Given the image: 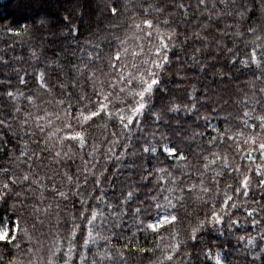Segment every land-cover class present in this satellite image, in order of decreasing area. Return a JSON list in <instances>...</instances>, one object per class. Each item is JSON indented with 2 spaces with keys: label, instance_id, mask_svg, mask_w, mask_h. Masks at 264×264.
Instances as JSON below:
<instances>
[{
  "label": "trees",
  "instance_id": "trees-1",
  "mask_svg": "<svg viewBox=\"0 0 264 264\" xmlns=\"http://www.w3.org/2000/svg\"><path fill=\"white\" fill-rule=\"evenodd\" d=\"M226 2L227 11H232L231 0ZM181 3L190 5L187 11L179 8ZM197 3L198 0H0V120L10 126L0 125V168L8 169L9 174L15 176L27 172L20 152L24 150L29 155L41 152L44 145L40 141L46 137L45 159L42 165L34 164L33 168L36 175L53 178L51 181L45 178L48 188L55 184L59 190L67 192L69 182L65 173L75 178L78 169L83 183L84 166L88 164V184L82 189L84 197L87 199L91 192L92 203H96L94 198L102 190L106 195L97 208L108 218L106 224L99 217L95 221L93 235L98 233L99 236L88 246L89 261L96 259L98 264H215L213 257L221 254L222 264H264V223L254 227L248 215L249 211L257 209L254 200L264 206V186L257 187L264 176L256 175L257 165H264V158L259 151L252 150L262 142L257 117L264 116V60L259 58V49L257 61L250 58L257 44L264 46V7L255 0L254 10L241 19L234 12L227 15L217 2L215 11L222 15L218 18L214 11L209 19L203 7L197 11ZM113 5L118 9L116 15L109 12ZM248 7L251 9L253 5L250 3ZM208 8H212V0H208ZM144 20L153 21L152 27L143 24ZM166 20L171 23L166 25ZM202 24L208 25L207 29L201 28ZM249 27H256L255 34L247 31ZM172 29L177 33V47L170 51V63L163 71L162 87L166 91L156 93L155 107L151 110L160 115L159 121L149 114L140 125L124 130L115 116L112 119L104 116L88 122L87 142L83 148L77 141L59 139L66 135L67 105L78 108L81 95L96 101L98 97L94 92L110 93L109 108L113 112L131 104V91L138 90V83L134 81V85L126 87L119 77L128 78L130 73L136 77L144 68L151 67L143 62L155 59L157 30L166 36ZM198 31L207 39L197 42L192 38ZM149 32L151 39L147 36ZM185 36L189 37L187 43ZM257 36L262 38L257 41ZM197 48L201 51L196 53L197 60H192ZM117 51L121 59L116 62L114 71L110 64ZM41 73L45 86L38 79ZM21 77L24 84L20 82ZM113 84L115 87H110ZM121 88L125 91L121 92ZM29 96L33 98L31 101ZM193 104L196 105L194 111L191 110ZM173 106H179V110L169 111ZM38 116L44 119L37 121ZM49 119L50 125L47 124ZM37 123L46 126L45 133L39 132ZM72 123L75 127L74 120ZM57 128L61 131L48 137V133L56 132ZM75 130L81 129L75 127ZM113 132L117 135L113 136ZM220 133L233 139L225 138L223 143L217 140L214 147L209 145L212 137ZM254 134L255 144L250 139ZM116 139L120 143L115 145L114 153L109 152L113 147L110 142ZM145 145L155 146L157 151L145 153L142 150ZM166 145L175 147L177 155L183 152L186 159L177 160L163 153ZM202 150L205 155L219 152L226 156L229 168L225 170L218 161L217 165L204 170L202 157L197 156ZM57 152L59 157L55 156ZM248 152L253 160L247 158ZM106 155L112 159H106ZM93 164L96 167H92ZM238 166L240 171H233ZM105 168L107 172L100 177L101 185L93 192L95 177ZM158 168L172 171L182 183L173 184L166 174L155 171ZM201 171L205 173L203 185L197 178ZM220 173L223 175H218ZM244 175H250L252 181L248 197L225 189L226 184L238 187ZM161 176L164 178L160 179ZM213 176L220 181L219 194L213 186ZM3 179L0 173V180ZM157 181L174 191H165L152 202L153 193L149 190L155 189ZM193 184L191 191H180ZM24 187L27 185L16 187L15 191L27 197L26 206L21 208L13 194L7 203L0 202V217L9 215L14 220L11 212L15 204L16 215L22 217V225L28 228L31 241L25 240L20 251L13 255H5L4 264L13 259L17 264H49L57 242L60 251L52 258L53 264H64L63 253L72 217H77L75 223H83L79 219V205L73 203L76 198L63 201L38 185L32 186V193H24ZM204 187L210 188L211 193H205ZM128 191L136 194L132 200L121 203ZM225 191L239 205L232 210L235 213L232 219L238 218L240 222L231 229L226 222L215 226L208 223L198 228L209 214L212 202L222 203ZM164 195L170 199L183 195L182 206L178 205L175 213L177 221L154 234L146 230L145 225L157 214L155 203H165ZM145 201L147 203H142ZM206 201H209L207 206ZM109 203L121 213L116 221L120 227H112L114 217L107 209ZM49 204L52 207L45 212ZM216 206L219 208L220 204ZM34 207L41 211H34ZM138 207L141 211L136 213ZM37 216L42 224L36 221ZM255 218L264 221V212H256ZM193 228H198L196 240L190 239ZM241 236L245 238L240 240ZM85 238L87 229L78 230L80 245ZM175 245L180 247L174 249ZM186 254H191L190 258ZM169 256L173 257L171 261L166 259Z\"/></svg>",
  "mask_w": 264,
  "mask_h": 264
},
{
  "label": "snow or ice",
  "instance_id": "snow-or-ice-1",
  "mask_svg": "<svg viewBox=\"0 0 264 264\" xmlns=\"http://www.w3.org/2000/svg\"><path fill=\"white\" fill-rule=\"evenodd\" d=\"M217 2L223 6V8L226 10V14L231 16L233 12L236 16L240 17L241 19H244L245 15L255 8V0H231V3L233 4L232 11H227L228 9V3L226 0H212V8H208V0H198L197 3V11L201 7L204 8L205 12L207 13V16L209 19L212 17L213 12L217 9ZM253 5V8H249V4ZM259 3L261 7H264V0H259ZM190 5H185L181 3L179 5V8L187 11ZM159 10V9H158ZM147 11V9H145ZM109 12L112 15H116L118 12V9L115 5L109 8ZM215 15L219 18L222 13L220 11H215ZM166 25L170 24L171 21H164ZM143 24L147 25L149 28L152 27L153 21L151 20H144ZM137 28L140 27V25H136ZM208 25H201V28L207 29ZM74 31H78L77 29H74ZM247 31L251 34H255L257 31L256 27H249ZM147 36L149 39H151L152 33H147ZM157 37H158V45L155 47V59L151 60H145L143 63L145 65L150 64L151 67H146L142 70V74H139L136 77H133L132 74H129L128 78H125L123 76L119 77L120 83L127 86L134 85V81L138 83V90L131 91L132 100L133 102L131 104H127L123 108H116L115 112L111 111L109 108L110 103V93L109 94H103L102 92H94L93 94L98 97L96 101H92L88 96L81 95L79 97V107L76 108L72 104H68L67 108L65 110V126L64 131L66 132V135L59 137L60 140H73L77 141L81 148L84 147V145L87 142V135H86V129L88 122L93 121V118H103L104 116H107V118L112 119L114 116L119 120L120 126L124 130H130L131 126L140 125L142 123L143 117L146 115H151L152 118L156 121L160 120V115H158L155 112H152V108L155 107L154 105V97L157 92H165L166 89L162 87L164 84V80L162 79L163 71L170 63V56L169 53L172 49L176 48L177 45L175 43V40L177 39V33L175 29H172L166 36L164 34H160L159 30H157ZM192 38H194L197 42H200L201 40H206L207 36H202L201 33L195 32L192 34ZM262 37L257 36L256 40L259 41ZM118 39V38H117ZM189 40L188 36H185L184 42L187 43ZM206 47V45H205ZM257 49L260 51V59L264 60V46H261L257 44L252 52H251V60L253 62H256L258 59L257 55ZM201 49L197 48L195 52L192 54L191 59L197 60L196 53H199ZM113 62L110 64V67L115 71L116 70V62L121 59L120 52L117 51L114 58H111ZM87 67V66H85ZM201 70H204L203 66ZM140 69H137V72L140 73ZM38 79L41 82L42 86L44 85V76L43 73L40 74ZM21 84L25 83V80L23 77L20 78ZM63 87V85H61ZM110 87H115V85H110ZM121 92H124L125 89L121 88ZM9 96L12 95L11 92L8 93ZM29 101H31L33 98L31 96L28 97ZM61 104H63V101H60ZM123 103V101L121 102ZM95 108V110H93ZM196 105H192L191 110H195ZM179 106H173L169 109V111H178ZM87 113V114H85ZM49 116L51 114H48ZM245 116H248V113H244ZM200 117H198L199 119ZM37 121L43 120L44 117H37ZM57 119H60L59 116H57ZM205 119H207L205 117ZM257 119L260 121V129L262 134V142L258 144V148H253V151H259L261 158H264V116L257 117ZM75 121V127H79L81 130L77 131L75 130V127L73 126L72 121ZM51 120L49 119L47 121V124H51ZM27 123V121H25ZM0 125L4 127H10L9 125L5 124L3 120H0ZM37 129L41 134L45 133L46 126L41 125L37 123ZM246 127H248L247 124H245ZM211 127V125H209ZM254 128L255 125H252ZM61 129L57 128L56 132L54 133H48V137L56 135V133L60 132ZM113 136H116L117 134L115 132L112 133ZM225 138L228 141H231L233 139L232 136L225 137L224 133H220L218 136L212 137V139L208 142L209 145L215 146L217 140H219L221 143L225 141ZM252 143H256L255 134L253 137H251ZM47 137L45 140L40 141L41 144L44 145L41 152H32L31 155H29L26 151L22 150L20 152V158H23L24 166L28 169L27 172L21 173L19 176H15L12 174H9V170L5 168H0V173L3 174L5 179L0 180V202L7 203L8 198L15 195L17 198V201L20 203L21 208H24L26 205L24 201L27 199V197L24 196L21 192H16V187H21L24 185H27V187H24L23 192L24 193H32L33 192V185H38L42 189H47L54 193L57 197L62 198L63 201H68L70 197H75L74 200V206L76 204L79 205L80 211H79V219L83 223H75L77 217H72V227L68 229V237H67V248L63 253L64 257V264H98V261L96 259H92L91 261L88 260V246L90 244H94L96 242V239L98 238L99 234L97 233L96 236L93 235V226L95 224V221L97 218H101L102 221L106 224L108 222V218L105 217L104 212L101 210H98L97 204L100 202L101 198L105 196L106 194L101 190L100 195L95 196L96 203H92V193H88V198L86 199L84 197V193L82 189L87 186L88 184V176L86 173L89 171L88 164L85 163L84 166V175H83V183H81V175L80 170H77V175L75 178L73 175L69 173H65V177L67 181L69 182V190L63 191L59 190L55 184H52L50 188L47 187L45 184V178L48 181H51L53 178L51 176L46 177H40L39 175L35 174V170L33 168L34 164L42 165L43 160L45 159V154L47 153V143H46ZM113 147L109 148V152L115 151V145H118L120 143L119 139L113 140L110 142ZM247 143V141L245 142ZM125 148L128 147L127 144L124 145ZM239 148V145L237 146ZM143 152L147 153L149 151L155 153L157 151V148L155 146L149 147L148 145H145L143 147ZM96 151V148H93V152ZM163 153L167 154L169 157H173L177 160H185L186 157L183 152H180L179 155H177V149L175 147L170 146H164L162 149ZM124 153L121 152V156ZM89 156L93 155V153H88ZM56 157L60 156V153L57 152L55 154ZM197 156L202 157L203 164L202 167L204 170H209L210 166L217 165V162L220 161V166L227 170L229 168L228 159L226 156H222L219 152H209L208 155H205L203 150L199 153H197ZM209 156L212 158L209 159ZM247 158L249 160H253L254 157H252L251 152H248ZM106 159H112V157L106 155ZM116 159H119V157H116ZM54 163H59L58 160H54ZM92 167H96L95 164L92 165ZM262 167L264 165H257L256 168V175L264 176V171H261ZM157 173H164L167 177L171 178V182L173 184L182 183L177 177L173 175V172L170 170H166L164 168H158L155 170ZM233 171L239 172L240 168L239 166L236 167ZM248 172H251L252 169H247ZM107 172V168L104 169L103 172L100 173L99 177H95V187L92 189L93 192L97 191L99 186L101 185V178L104 174ZM204 172H198L197 178L200 179L201 185L204 184ZM151 175V173L149 174ZM182 176L187 177L188 174L181 173ZM218 175H223V173H220ZM34 177V178H33ZM164 176H161L160 179H163ZM143 179L147 180L148 177H144ZM213 186L217 189V194H219V179L217 176H213L212 178ZM239 186L233 188L232 185L226 184L225 189H232L234 193H243L245 197L249 196V192L251 191V176L250 175H244L243 179L240 180ZM264 186V179H259L257 187ZM195 185L186 186V189H180L181 192L187 190L191 191L192 188H194ZM151 193H153L150 196V200L152 202H155L158 197L163 195L165 191L172 192L174 189L172 188H165L163 185L159 184V181H157L155 185V189L149 190ZM203 191L205 193H211V189L208 187H204ZM136 193L134 191H128L124 197V201L121 203H126L129 200H132L134 195ZM44 197L41 194V201H43ZM164 204L155 203V208L157 210V214L154 217H150L148 223L145 225L146 230H151L154 234H158L159 230L163 229L165 226H171L175 221H177L178 217L175 214L176 211H178V205L182 206L183 201V195L173 197L170 199L167 195L163 196ZM173 199H175V203L173 202ZM222 199V203H220L219 200L212 202V207L210 209L209 214L206 215V218L204 221H201L198 228H203L206 224L211 223L213 226L227 223L229 229L234 227L236 224H238L240 221L239 219H232V216L235 214L232 212L233 209H238L239 205L236 203V201L233 199V196L228 195V192L225 191ZM255 203H257V209L253 211H249L248 215L252 217L251 223L254 227L260 226L261 223H264V221L257 220L255 218L256 212H264V206L260 205V202H257L254 200ZM147 203V201L142 202ZM209 201H206L205 204H207ZM217 204H220V207L217 208ZM151 206V205H150ZM52 207L51 204L47 206V208L44 209L45 212H47ZM57 208H59V204L56 205ZM107 209L111 212L112 217H114L112 227H120L121 225L116 223L120 219L121 213H117L116 206L113 204H107ZM89 210H91L89 212ZM34 211L40 212L41 209L39 207H34ZM141 209L138 207L135 209L136 213H139ZM17 209L16 205H12V212L11 216H14L15 219H10L9 215H4L3 217H0V264H4L5 255H13L14 252L20 251L21 244L24 243L25 240L31 241V236L29 235L28 228L24 225H22V217L16 215ZM231 213V214H230ZM36 221L40 224L43 223L42 220H40L39 216L36 217ZM141 224H143V221H140ZM36 225L33 224V228H35ZM87 229V238L83 239V244L80 245L77 241V231L83 232L84 229ZM198 228H193L192 233L190 236V239L196 240L197 239V232ZM102 239H106V237H99ZM245 237L241 236L239 237L240 240H243ZM249 243H252V240L249 239ZM127 247V245H125ZM180 245H175V248H179ZM28 251L31 252V247L28 248ZM60 251V245L59 242H57L56 251L52 252L49 257V264H53V257H55L56 252ZM189 256L191 254H186ZM108 259H111L110 254L108 255ZM167 260L171 261L173 257L169 256L166 258ZM221 258L218 256L217 261L218 264H220ZM7 264H17L15 259L7 261Z\"/></svg>",
  "mask_w": 264,
  "mask_h": 264
},
{
  "label": "rangeland",
  "instance_id": "rangeland-1",
  "mask_svg": "<svg viewBox=\"0 0 264 264\" xmlns=\"http://www.w3.org/2000/svg\"><path fill=\"white\" fill-rule=\"evenodd\" d=\"M220 257L221 258V254H216L214 257H213V261L215 262V264H218V261H217V257ZM220 264H222V258L220 260Z\"/></svg>",
  "mask_w": 264,
  "mask_h": 264
}]
</instances>
